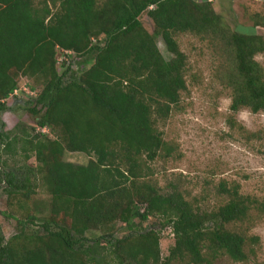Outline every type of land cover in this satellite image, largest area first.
<instances>
[{
    "label": "trees",
    "instance_id": "obj_1",
    "mask_svg": "<svg viewBox=\"0 0 264 264\" xmlns=\"http://www.w3.org/2000/svg\"><path fill=\"white\" fill-rule=\"evenodd\" d=\"M260 30L263 15L250 32L233 30L210 0H0V190L19 227L6 241L0 224V264H216L226 257L243 264L256 257L261 239L244 227L264 216V201L223 181L224 203L202 209L177 186L163 192L153 164L180 156L165 128L188 93L181 38L219 41L232 112L264 114ZM61 51L90 68L73 70L70 55L60 71ZM22 78L37 92L26 111L48 134L25 125L6 130ZM67 153L90 161L67 162ZM17 155L37 166L14 168ZM37 175L51 196L47 216L25 214L41 186ZM151 220L159 224L143 228ZM167 228L175 244L163 257ZM123 229L128 234L118 237Z\"/></svg>",
    "mask_w": 264,
    "mask_h": 264
},
{
    "label": "rangeland",
    "instance_id": "obj_2",
    "mask_svg": "<svg viewBox=\"0 0 264 264\" xmlns=\"http://www.w3.org/2000/svg\"><path fill=\"white\" fill-rule=\"evenodd\" d=\"M210 1L214 3V9L222 16L224 23L233 30L250 32L254 18L257 15L264 16V0ZM144 21L148 24L146 18ZM259 32L264 34V30ZM180 43L189 56L188 93L183 94L182 106L172 114L165 133L168 141L178 145L181 157L170 162L158 160L154 163V180L163 192L173 190V186H177L191 202L202 209L212 210L224 203L223 197L218 193V187L223 181L229 184L238 183L244 195L264 201V114H254L250 110H243L239 114L232 112V94L224 86L229 66L222 53L223 45L219 41H202L196 36H185L181 38ZM159 47L163 55L168 60L171 59L162 40ZM61 53L62 51L58 54L60 71ZM72 53L70 57L73 70L81 72L90 68L84 65L85 59ZM257 61L264 67V54L258 56ZM33 83L27 78H22L18 94L8 101L13 111L4 115L6 130L17 131L18 127L25 125L37 128L38 132L49 133L48 130L37 127L34 119L26 111V102L37 94L29 87ZM240 127L244 128L243 131L239 129ZM256 133L258 134L256 138H249L251 134ZM15 159L17 164L10 163L14 168L35 169L37 166L35 159L27 163L20 155ZM65 161L87 165L90 157L80 153H67ZM36 179L40 180V177L37 175ZM38 184L41 186L37 189L36 195L31 197L26 215L47 216L49 213L51 196L42 187L41 180ZM12 213L7 193L0 190V224L2 236L6 241L19 231L17 220L9 217ZM14 214L18 219L22 218L21 210ZM153 224L159 222L151 220L144 224L143 228H149ZM244 230L248 231L250 236L260 237L261 242L256 247V257L243 264H264V216L254 223L247 224ZM127 234L128 231L123 229L118 237L122 238ZM174 244L170 228L163 230L161 241L163 257L168 256ZM216 264L240 263L226 257Z\"/></svg>",
    "mask_w": 264,
    "mask_h": 264
},
{
    "label": "built area",
    "instance_id": "obj_3",
    "mask_svg": "<svg viewBox=\"0 0 264 264\" xmlns=\"http://www.w3.org/2000/svg\"><path fill=\"white\" fill-rule=\"evenodd\" d=\"M70 55H73V53L69 52V51H62V53H61L62 58H61L60 62L63 63L65 61L66 56H70ZM17 94H18V91L15 93V95H17Z\"/></svg>",
    "mask_w": 264,
    "mask_h": 264
}]
</instances>
